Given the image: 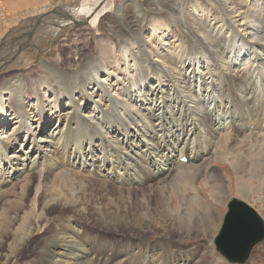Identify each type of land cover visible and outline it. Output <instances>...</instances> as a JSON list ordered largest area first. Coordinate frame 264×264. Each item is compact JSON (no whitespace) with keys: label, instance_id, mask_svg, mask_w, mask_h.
I'll return each instance as SVG.
<instances>
[{"label":"bare ground","instance_id":"obj_1","mask_svg":"<svg viewBox=\"0 0 264 264\" xmlns=\"http://www.w3.org/2000/svg\"><path fill=\"white\" fill-rule=\"evenodd\" d=\"M3 7L0 204L13 206L0 214V264H19L39 233L22 264H208V244L185 249L172 236L215 234L193 182L206 170L212 197L224 201L212 162H229L243 140L257 139L259 153L254 168L250 148L236 166L264 194V0ZM44 36L51 47L31 65ZM171 188L180 206L193 205L175 209ZM52 212L65 220L48 225ZM125 232L136 235L126 248L116 235Z\"/></svg>","mask_w":264,"mask_h":264},{"label":"rangeland","instance_id":"obj_2","mask_svg":"<svg viewBox=\"0 0 264 264\" xmlns=\"http://www.w3.org/2000/svg\"><path fill=\"white\" fill-rule=\"evenodd\" d=\"M13 1V2H12ZM18 0L14 1V0H0V7L2 5L3 9V13L6 14V11H4L3 6H5L8 2L9 4H15ZM114 4H116L117 0H113ZM6 2V3H5ZM80 4L79 3H75L73 4V7L75 9L79 8ZM114 9H112L113 11ZM86 27L84 23L79 24V27ZM20 27V23H16L14 25H12V27L10 28V30H16ZM65 28V29H64ZM62 29V34L67 33V31H69L68 27H63ZM86 29L88 30L89 33H91L89 31V29L86 27ZM89 33L82 32V36L80 37L81 40L85 39V36L89 35ZM52 38L48 37V36H44L41 37L40 39H37L36 42H34V45L36 46V51L34 49H32V51H30L28 57L30 58L31 61V65H35L37 63L40 62V60L44 57V55L46 54V52L50 49L51 47V40ZM40 40V41H39ZM91 44V43H90ZM62 54H67L68 56V50L66 48H62ZM253 138L251 141H246L243 140L242 143L236 148L234 149H238V152H233L232 155L230 156L232 159H230V163L224 158L223 155H218L215 157V159L212 162V165L214 167H216L217 169H219L223 175H224V186L226 187V191H227V195L226 198L224 199V201H221L220 198L215 199L214 197H212L210 190L211 187L214 185L212 182H210L207 179L206 173L207 171L205 170V174L202 175H198L197 179L193 182V191L196 190V188L199 190V194H201V202H204L206 204V211L209 212V220L210 222H214V225L216 224V231L215 234L210 235V236H204V235H199L198 237L194 238H186L185 236L180 237L179 235H173L172 238L174 241H176L177 243H179V245H184L187 246L185 249H189L192 246H201L203 244H208L210 246V248L212 249V251L209 253L210 259L208 264H238L235 263L233 261H230L227 259V257L233 256L238 250H234V249H239L241 251H243V247L241 246H236V244H225L226 246L223 247L222 249L225 251H218L214 245V241L215 239H217V236L220 232L222 223H223V216L225 215L227 209L226 206L228 205V203L233 199H238L243 201L244 203H246L247 205H249L252 209H254L257 214L262 218V220L264 221V200H263V196L264 194L261 192V188L263 187V182L261 180H259V178H257L255 176L254 173L252 172H240L238 170V167L236 166L237 163V159L239 158L238 156H241L242 152L249 149L248 153L251 154V160L249 162V167L248 170L254 168V163L253 161L255 160V158H257V154L258 149H255V145H256V141L257 139ZM221 141V140H220ZM223 142H221L222 144ZM219 144V143H218ZM221 144L218 145V148L220 151H222L221 148ZM252 149V150H251ZM230 153L232 152L229 151ZM236 157V158H235ZM191 172L195 173L194 171L191 170ZM198 173V172H197ZM200 174V173H198ZM190 174L185 175L184 177H188ZM183 176V174H182ZM181 176V177H182ZM185 185V184H184ZM185 189V187H184ZM171 195L172 198L175 202V209L178 206V209L182 210V209H186L187 205H193L192 201H188L183 203L182 206L179 205V203H177L176 200V195H175V188H171ZM191 190V193H194ZM8 200L13 201L12 198H9ZM194 201V200H193ZM194 203L197 205V201H194ZM4 204V202L2 204H0V214H4L3 211L7 210L8 208L12 207L13 204H6L8 206H4L1 207ZM191 205V206H192ZM192 209V208H191ZM200 219V217H197ZM56 220V221H55ZM65 219H63V217L61 216H57V214L55 212H52L49 215V220H48V225H51L53 222H57V221H63ZM5 219L3 217H0V231H3L4 226H5ZM123 234V235H122ZM117 237H119V240L117 241V245L119 246H124L126 245L125 243L127 241H129L127 239V237L132 238V240L134 242H136V235H128L126 232L125 233H117L116 234ZM41 236V234L39 233V235L36 237L37 239H39V237ZM37 239L35 240L34 243H32L27 250L20 256L19 258V264H22V261L27 259V257H30L33 252L34 249L36 247L37 244ZM152 241H155L156 238L155 237H151ZM241 244V243H239ZM101 247V246H100ZM125 247V246H124ZM126 248V247H125ZM200 248V247H198ZM126 250V249H125ZM203 250V249H202ZM234 250V251H233ZM188 251V250H187ZM205 251V250H203ZM238 252L235 255L239 256V254L241 253ZM226 252L228 254H226ZM224 254V255H222ZM201 255V254H200ZM200 255L196 256V260H199V258L201 257ZM188 256V255H187ZM225 256V257H224ZM143 258V257H142ZM138 260V262H137ZM136 264H139L140 259H136ZM141 263V261H140ZM243 264H264V239L262 240V242H260L258 245H256L250 252V255L248 257V259L246 260L245 263Z\"/></svg>","mask_w":264,"mask_h":264},{"label":"water","instance_id":"obj_3","mask_svg":"<svg viewBox=\"0 0 264 264\" xmlns=\"http://www.w3.org/2000/svg\"><path fill=\"white\" fill-rule=\"evenodd\" d=\"M223 223L215 242V247L222 249L225 244H236L243 247L242 255L227 257L228 260L243 264L248 259L251 250L264 239V222L249 205L233 198L226 206ZM241 243V244H239Z\"/></svg>","mask_w":264,"mask_h":264}]
</instances>
